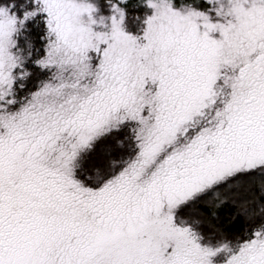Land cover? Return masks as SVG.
<instances>
[{
  "label": "snow or ice",
  "instance_id": "obj_1",
  "mask_svg": "<svg viewBox=\"0 0 264 264\" xmlns=\"http://www.w3.org/2000/svg\"><path fill=\"white\" fill-rule=\"evenodd\" d=\"M0 264H264V0H0Z\"/></svg>",
  "mask_w": 264,
  "mask_h": 264
}]
</instances>
